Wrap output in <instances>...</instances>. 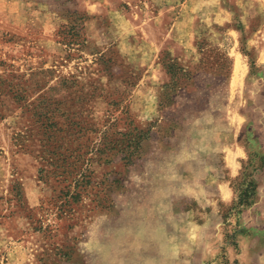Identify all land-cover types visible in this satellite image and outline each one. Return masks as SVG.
Instances as JSON below:
<instances>
[{
  "label": "rangeland",
  "instance_id": "374dc122",
  "mask_svg": "<svg viewBox=\"0 0 264 264\" xmlns=\"http://www.w3.org/2000/svg\"><path fill=\"white\" fill-rule=\"evenodd\" d=\"M0 264H264V0H0Z\"/></svg>",
  "mask_w": 264,
  "mask_h": 264
}]
</instances>
